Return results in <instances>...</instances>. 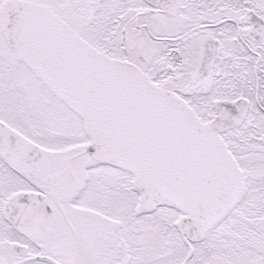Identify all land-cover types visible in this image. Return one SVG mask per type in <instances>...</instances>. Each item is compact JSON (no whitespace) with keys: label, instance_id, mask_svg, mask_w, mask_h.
<instances>
[{"label":"snow or ice","instance_id":"snow-or-ice-1","mask_svg":"<svg viewBox=\"0 0 264 264\" xmlns=\"http://www.w3.org/2000/svg\"><path fill=\"white\" fill-rule=\"evenodd\" d=\"M0 264H264V0H0Z\"/></svg>","mask_w":264,"mask_h":264}]
</instances>
